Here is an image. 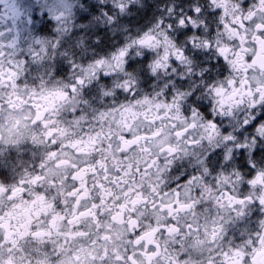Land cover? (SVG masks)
<instances>
[{
	"label": "clouds",
	"instance_id": "obj_1",
	"mask_svg": "<svg viewBox=\"0 0 264 264\" xmlns=\"http://www.w3.org/2000/svg\"><path fill=\"white\" fill-rule=\"evenodd\" d=\"M0 264H264V0H0Z\"/></svg>",
	"mask_w": 264,
	"mask_h": 264
}]
</instances>
